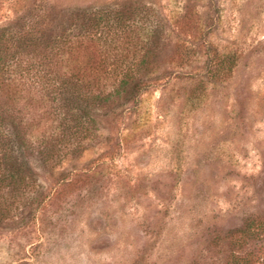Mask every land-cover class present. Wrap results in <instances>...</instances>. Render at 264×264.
I'll return each instance as SVG.
<instances>
[{
	"label": "rangeland",
	"instance_id": "rangeland-1",
	"mask_svg": "<svg viewBox=\"0 0 264 264\" xmlns=\"http://www.w3.org/2000/svg\"><path fill=\"white\" fill-rule=\"evenodd\" d=\"M86 10L147 38L148 83L0 220V264H258L264 0H0V30Z\"/></svg>",
	"mask_w": 264,
	"mask_h": 264
},
{
	"label": "trees",
	"instance_id": "trees-1",
	"mask_svg": "<svg viewBox=\"0 0 264 264\" xmlns=\"http://www.w3.org/2000/svg\"><path fill=\"white\" fill-rule=\"evenodd\" d=\"M71 16L0 30V220L47 201L39 176L86 149L93 108L130 101L148 83L153 52L130 22Z\"/></svg>",
	"mask_w": 264,
	"mask_h": 264
}]
</instances>
